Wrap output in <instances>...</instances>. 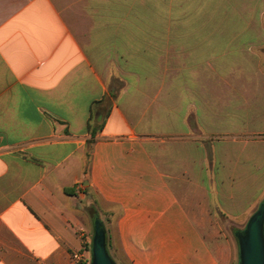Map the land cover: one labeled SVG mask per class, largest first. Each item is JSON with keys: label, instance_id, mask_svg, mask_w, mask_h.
<instances>
[{"label": "crops", "instance_id": "0c3cea01", "mask_svg": "<svg viewBox=\"0 0 264 264\" xmlns=\"http://www.w3.org/2000/svg\"><path fill=\"white\" fill-rule=\"evenodd\" d=\"M177 4L0 0V264H86L91 211L115 264L234 263L209 231L264 200L239 205L264 183V0L207 30Z\"/></svg>", "mask_w": 264, "mask_h": 264}, {"label": "rangeland", "instance_id": "374dc122", "mask_svg": "<svg viewBox=\"0 0 264 264\" xmlns=\"http://www.w3.org/2000/svg\"><path fill=\"white\" fill-rule=\"evenodd\" d=\"M220 0H178L177 6H174V13H177L180 15L181 19L183 18H189V21H181L180 22V28L181 29H196V30H207V29H220V28H235L238 26L239 28L242 26V28L251 27L252 23H239V22H221L219 21V16L222 12L229 13L226 8H224V11H221V6L219 4ZM226 1V0H224ZM236 9H244V7H236ZM257 23H253L255 26ZM259 27L261 29H264V21L258 23ZM208 146L211 147V144L209 143ZM210 151V149H208ZM241 186V184H239ZM248 193L247 196H250L248 199H241V202L239 205L245 204V201L251 200L258 196V194L262 193L261 189L264 187V183L261 184L259 181L256 180V182H249L248 183ZM264 195V194H263ZM252 197V198H251ZM263 198V197H262ZM261 198V199H262ZM263 200L258 201V203L254 204L253 208L249 212L248 215L244 217L238 216H226L219 212V208L217 209L214 207L213 217L214 221H217L220 225V227L217 230H210L209 231V237L213 241L215 239H221V240H228L232 248L234 250V263H238L239 259V244L237 237L235 236L236 229L245 228L247 225V222L249 221L250 217L253 215V213L258 209L260 203ZM91 216V236L89 241L86 239L87 235H84V240L86 243L91 245V256H92V240H93V234H94V218H93V212L90 213ZM90 225V226H91ZM207 233V231H206ZM216 235V236H215ZM84 242V243H85ZM92 261V260H91ZM90 261V262H91Z\"/></svg>", "mask_w": 264, "mask_h": 264}, {"label": "water", "instance_id": "95a60500", "mask_svg": "<svg viewBox=\"0 0 264 264\" xmlns=\"http://www.w3.org/2000/svg\"><path fill=\"white\" fill-rule=\"evenodd\" d=\"M239 244L237 264H264V200L250 217L245 228L236 229ZM90 264H115L107 249V233L103 221L96 214Z\"/></svg>", "mask_w": 264, "mask_h": 264}, {"label": "built area", "instance_id": "2783aa9c", "mask_svg": "<svg viewBox=\"0 0 264 264\" xmlns=\"http://www.w3.org/2000/svg\"><path fill=\"white\" fill-rule=\"evenodd\" d=\"M83 236L84 231H83ZM72 259L75 262H82V263H86V264H90L91 262V245H89L88 243H85L82 249H79L77 251H74L71 254Z\"/></svg>", "mask_w": 264, "mask_h": 264}, {"label": "trees", "instance_id": "16d2710c", "mask_svg": "<svg viewBox=\"0 0 264 264\" xmlns=\"http://www.w3.org/2000/svg\"><path fill=\"white\" fill-rule=\"evenodd\" d=\"M114 94V93H113ZM104 123H99V124H92V123H89L88 127H89V131L91 133V142L95 139L96 137V134L98 133V131H100L103 127ZM97 212L94 211L93 212V218H95Z\"/></svg>", "mask_w": 264, "mask_h": 264}]
</instances>
